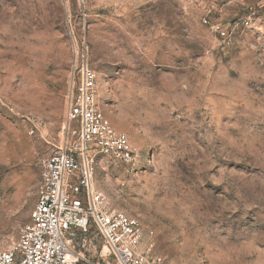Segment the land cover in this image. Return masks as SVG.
I'll list each match as a JSON object with an SVG mask.
<instances>
[{
	"label": "rangeland",
	"instance_id": "1",
	"mask_svg": "<svg viewBox=\"0 0 264 264\" xmlns=\"http://www.w3.org/2000/svg\"><path fill=\"white\" fill-rule=\"evenodd\" d=\"M82 56L139 158L97 154L94 185L139 220L141 247L163 264H264V0H0V249L76 126Z\"/></svg>",
	"mask_w": 264,
	"mask_h": 264
},
{
	"label": "built area",
	"instance_id": "2",
	"mask_svg": "<svg viewBox=\"0 0 264 264\" xmlns=\"http://www.w3.org/2000/svg\"><path fill=\"white\" fill-rule=\"evenodd\" d=\"M210 28L226 37L222 25ZM74 74L67 120L76 126L42 160L29 221L14 245L0 249V264H163L141 247L139 220L110 209L94 185L97 154L130 166L139 158L128 136L99 109L97 77L86 57Z\"/></svg>",
	"mask_w": 264,
	"mask_h": 264
}]
</instances>
